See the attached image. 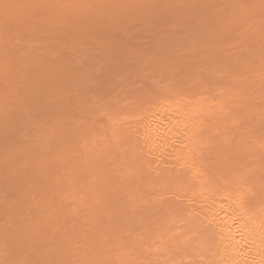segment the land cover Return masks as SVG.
Listing matches in <instances>:
<instances>
[{
	"label": "bare ground",
	"instance_id": "obj_1",
	"mask_svg": "<svg viewBox=\"0 0 264 264\" xmlns=\"http://www.w3.org/2000/svg\"><path fill=\"white\" fill-rule=\"evenodd\" d=\"M17 1L18 0H0V4H1L0 13H3L4 11H6V13L8 14L11 13L10 11L14 12L15 10L14 6L15 7L18 6L19 8L25 2V1L19 2L20 0L18 2ZM159 1L162 2V5L163 3L165 5L170 2L168 4V6L170 7L172 3L174 5L175 0L174 1L123 0L122 4L118 3L119 0H26L25 5L28 2V4L26 5L27 8L25 7L24 9L22 7L24 9L23 11L20 7L19 11L21 9L22 10L21 13L23 12V14H25L26 12L25 10L28 9L30 10V11L28 10L29 12H26V15L22 14L25 17L29 13L31 14V15L29 14L30 17L29 16L26 17L28 20L25 18L28 23L29 21L33 22V19L35 18V15L33 16V14H36L37 11L42 7H50V9H56V10H66L68 17H70V19L74 21L83 16L84 18H86L85 17L86 15L89 16L90 18L91 17L99 18L102 15H105L106 12H108L110 9H113L114 7L116 9H123L122 8L124 6L123 4L126 3L129 6L130 5L132 6L134 4H144V5L156 4V3L159 4L160 3ZM182 1L180 0L181 5L183 6L184 4L186 5V3L189 4L188 3L189 1H190L189 6L192 3L194 5L195 2V1L193 2L192 0H188V1L184 0V2ZM197 1L199 2L200 0ZM246 1L243 2L244 4L243 3L240 4L242 7H240V5H238L236 2H235L236 4L234 3L235 6L238 5L239 7L233 6V8L235 7L236 10L234 13H232L233 16L230 14L231 20H229L228 18L230 22L232 21V23L230 24L232 28L231 26H229L228 30L231 29L233 33L235 29L241 27L242 21L240 20L243 16H246V18L244 17V19L247 20L248 18L250 19L251 17H253L251 16L253 14L255 15L254 20H256L257 19L256 17H258L257 15L259 14L258 21L260 20V18L264 17V0H246ZM256 2L259 3L257 4ZM3 6L4 8H2ZM9 6L11 9L7 10L6 7ZM127 7L128 6H126L125 9ZM164 8H167V5ZM253 8H255L256 11L260 10L263 14L260 11L259 13H257L258 11L256 12ZM6 13L4 12L5 15H7ZM238 15L239 16L241 15L242 17L239 18ZM2 16L3 14L2 15L0 14V18H2ZM31 16L34 18H32ZM233 17L238 18L237 20L240 19L237 23L238 25H236L237 20H235V18L234 20L232 19ZM42 19L43 21H47L45 23L51 25L53 24V26L56 28H58V23H60V21L57 18L51 20H49V18H42ZM259 22L257 23L260 26ZM261 22H262L261 24L264 25V21L262 20ZM227 23H228L227 25H229V22ZM248 24L249 23H246V25L250 27V25ZM223 25H225V22ZM243 25L242 27L244 28ZM225 27L226 25L223 26L222 28L224 29ZM260 27H258L259 29L257 31L258 34L259 31L260 34L262 32V34L259 35L262 36L263 44H264V28H262L264 26H260ZM247 28L245 30H247ZM225 30L223 31L225 32ZM224 32L223 34H225ZM259 35L257 37V41L258 38H260ZM0 40L2 41L4 39L2 38ZM261 40H259V42L262 43ZM1 41H0V45L2 46L3 41L2 42ZM238 48H240V46ZM2 49L0 52H2ZM26 54L27 52L23 53L21 58L31 57V56H26ZM223 55H221V57ZM33 56L34 55H32V57ZM0 57H2V55H0ZM7 61L9 62V60ZM177 61L178 63L180 62L179 60ZM8 62H6V58L3 60L2 58H0V131L4 128L7 129L9 127L8 126L9 121L15 120L13 122L16 123L17 122L16 120L19 119L21 122L23 118L28 120L29 115H33L32 114L33 112L32 113H30L31 111L29 112L28 110L29 107L27 108V104L29 102V101L27 102V98H28L27 96L29 92L22 90L23 92L19 91L16 94H9L7 92L8 89H6L8 87L7 83L2 82L3 81L2 69L4 70L2 65L4 63L8 65L9 64ZM174 63L175 62H172L171 64ZM178 63H175V65L177 64L179 67ZM223 63L225 64V62ZM236 63L238 62L236 61ZM221 65L222 62L220 64V67ZM220 67L217 66L216 68H220ZM247 68L248 69L246 73L249 72V70H252V68L251 69L249 67ZM180 69L183 70L182 67H180ZM185 69L187 68L184 67V70ZM191 69L189 70L191 71ZM254 69L255 68H253V70ZM261 69H263L262 71H264L263 67ZM181 70L180 72H177L178 76H180L181 73L183 74V72L187 76V72L189 71L185 73L184 70L183 72ZM259 71H256L255 74ZM226 72L228 73V71ZM215 73L219 74V72H215ZM246 73H244V75ZM28 74L26 72V75L29 78ZM222 74H220L219 76L222 75L225 77L224 73ZM257 74L255 76L251 75L254 79L250 76L251 77L250 79H253L250 81V84L248 81L249 76L247 77V79L244 78L246 80L244 82H246V84L250 86L245 85L244 83L245 86H243L241 89H240V85L242 86L241 84L242 82L238 84L239 80L241 79L237 78L238 79L237 81L235 78L236 80L235 81L233 77V80L236 83L233 82V80H230V82L232 81V83H234L235 85L238 84L239 88L237 87L238 85L237 86L234 85V88L235 87L237 88L235 89L233 88L234 90H229L226 94L225 92L227 91V89H229L228 85L230 83V82L228 83L227 81L229 80V76H227L228 79H226V82L228 83V85L225 88L223 87L226 90L222 91L221 93L222 95L223 93H225L226 95L219 97L220 95L219 93V95L217 94L216 97L212 98V100H214L213 103L217 104V107L220 110V114L222 118V120L220 121L215 120L211 123H205V119L207 116L203 113L201 109V103L204 100L201 99L203 101L200 100V102H196L195 100H193V98L196 97L194 94L196 93L195 92L196 85H195V88L193 90L191 89L194 94V97H192L191 92H190L191 97L188 96L183 97L184 94L186 93H184L182 96V93L180 94V92L179 94L177 92H176L177 94L176 93L173 94L172 92L171 94L169 92L167 93L162 92L161 94L155 97L154 96L151 97V100H148L149 106L145 108L143 111L141 110L142 112L141 111L140 113L138 112L139 114L137 113L136 116H132V118L130 117L131 119L120 118L119 120H117V122H115V127H113L114 129L108 135L104 134L101 137L102 135L101 134L97 136L101 138L100 140L101 144H99L101 148H99L98 151H94L97 150L98 144L93 149L91 148L93 147L92 144H90V142L87 140L90 136H92L91 135L92 133H90V135L89 134L85 135V138L88 137L86 139L88 145L85 148L87 151H85V149L81 150L80 149L81 147L80 148L78 147L79 149H77V147L75 146L72 147L71 149L70 146H73V144L65 145L66 149L64 148V146L61 147V152L65 149L64 152L61 154L62 155L61 159H63V161L65 162L67 161L66 163H68L69 161L70 164L68 163V165H65L66 163L64 162L60 163L62 160L59 162L61 169L62 166H64V169H66V167L67 169L69 168L68 170L66 169L67 171L64 169L61 170V173L63 174L64 172V175L57 173V170L60 171V168L57 169V167H55L56 170H54L56 171V173H54L53 171L52 173H50L51 172L50 170L48 172V175L45 174L47 178L48 176L52 175L51 178L52 179L54 178V180L57 178L55 177L54 174H58L57 176L59 177L61 176V178H58L55 181V185L53 184L54 187L52 188L54 190L53 189L51 190V188L49 187V185L52 186V184L50 183L51 181L49 182V185L44 186L41 183L42 180L39 181L38 177H37L38 182L36 181V179H34L37 176V173L39 171L38 170L37 173L35 172V176H33L34 174L32 175L34 182L36 181L37 185L39 184L38 185L39 188L36 185L37 188L35 189L37 191V195L35 199H33L32 197L29 198L28 196L29 193H27V191L29 192L31 185L28 184L27 187L26 184L28 181H26L25 179L26 181L25 182L24 179H21V181L22 180L24 181L22 183L26 185V188L27 189L29 188L28 190L25 189V185L21 183L20 186L23 185L24 189L26 190L24 191L23 189V192L25 194H28L27 197L29 199L34 200V203L31 202L26 197V195L23 194V196L27 198L25 200L24 207H26L27 205L28 210L24 208L23 209L30 213L29 215V213L26 212L27 215L31 217V219L33 214L35 215L33 216L34 219H32V221L30 219L26 220L25 218L26 220V221L24 220L25 224L27 222L29 223V221L31 222V224L30 223H29L30 225L26 224L25 226L26 228L22 226V229H26V234H24V232L22 235L21 233L18 234L23 237L21 238V236H19L20 239H22L21 242H23L24 240L27 243L31 239L30 245H32L31 247H33L32 238H31L32 235L36 239L41 240V243L39 244L40 246L43 244L42 242L43 239L44 240H46L47 238L51 239L50 241H53L52 244L51 242L48 243L47 241L49 240L47 239V241L44 242L46 246H44L43 244L44 247L43 246L41 247L44 248V250L45 249L47 250V248L49 250L50 247L53 246L55 247V245L59 246L57 248H53L55 249V250L52 249L53 252L49 251L46 257L49 256V254L52 255V253L56 254L57 256L60 254L61 255L64 254L63 257L61 255L58 256L59 259L60 257H62L61 258L62 264L67 259H69L70 262H74V264H82L81 263L82 255L78 251L79 248L84 247L85 245L88 247H94L93 245H95V243L98 246L101 245L104 246L106 244L108 245L109 243L112 245L130 244L133 246L136 245L138 246L140 244H151V245H160V246H183L185 249L186 247L189 250L192 249L190 253L192 255H196L193 256L195 257L194 260L202 257L203 260L205 261L204 262L205 264H264V72H262L261 75L260 74L257 75ZM23 75L24 74L20 76L22 79L25 78L26 76ZM237 75L238 74H236V77ZM178 76L176 77L179 81L180 77L178 78ZM181 77H183V75H181ZM193 77L194 76L191 77L192 79L190 78L191 80L194 81L193 83H191L192 81L190 82V80H188L190 83L189 86L191 87L197 81V80L195 81ZM177 79L174 78V80ZM226 82L223 81L224 84H226ZM201 83L203 84L202 81H200V84ZM217 86L218 83L216 87ZM230 86L231 85H229V87ZM252 86L256 87L257 90H254L256 88ZM210 87L212 86L210 85ZM232 87L233 85L230 88L232 89ZM200 88L197 89L200 90ZM205 89H206V85L203 90ZM211 90L213 89L211 88ZM221 90H219V92ZM202 92L201 91L197 92L196 95L199 96L201 95ZM210 92L213 93L212 91L209 90L208 92L209 94L206 93V95H210ZM30 95L32 94L30 93ZM203 95L199 96V98L202 97ZM208 98L209 97H207V99ZM244 102H247L248 104L252 105V107L246 111L245 116L241 118L232 114L230 110L231 106L236 103H244ZM5 116L6 119H4ZM111 120L114 121V119ZM111 120L109 119L110 122ZM30 123L35 124L36 121L31 122L30 120ZM30 123L26 124L25 122L24 124H26L27 126ZM4 124H6L8 127L4 126ZM211 124L213 125V130H219L218 137L213 142L206 135L207 130L209 129V126ZM1 125H3L4 127H1ZM33 127H31L30 125L27 128H33ZM16 130L17 128L15 129V131ZM19 130L20 129L17 130V133ZM19 133L21 134V132ZM19 133L17 136L20 137L16 136L18 140L24 135L25 133L24 129L22 132L23 135H19ZM70 133L72 132L70 131ZM3 139L7 140L6 138ZM46 139L47 141L45 139L44 140L47 142L46 145L48 146L50 142H48L49 139L47 137ZM12 141L13 140H10V142ZM249 141L252 142L253 147L249 146ZM74 142L75 141H73V143ZM4 143L5 141L3 143H1L0 141L1 144L0 149L3 148V150L7 151L10 147H8L7 149V146L3 145ZM233 143L237 145L245 144L244 145L245 150L247 151L249 150V153L245 157L240 158L239 155L238 156L236 155L237 156L236 162H233L231 158H227L228 151L233 149L232 146ZM6 144L7 145L10 144L9 140ZM66 144H68V142H66ZM89 144L91 147L89 146ZM16 145H19V143ZM66 146L67 147L69 146V148H67ZM49 148L50 145L48 146L47 149ZM62 148L64 149L62 150ZM19 149L14 151H18ZM68 149L69 151H66ZM21 151L23 152V150ZM49 151L50 152L48 153H52V154L54 152L53 150H52L53 152L51 151V148L49 149ZM70 151L71 154L73 153L74 155L73 159L69 157L72 156L70 154ZM18 152L20 153V151ZM59 152L57 153L60 154L61 152L60 153ZM4 153H2V155ZM48 153L46 154V156L49 155ZM20 156L22 155L20 154ZM8 159L9 158L7 157V160ZM50 159H47V161L48 160L50 161ZM238 160H240V162H238ZM87 162H89V165L87 164V166L85 167ZM16 164L14 165L16 166ZM27 164L29 165V163ZM238 164H241L240 171H236V167ZM43 166L41 165V167ZM18 167L19 164L14 169ZM47 168L49 170L50 167ZM44 169L43 171H45ZM6 170L9 171V169ZM15 171L18 170L16 169ZM15 171L13 172L12 176H15L16 173L18 175V172ZM10 172H8V175ZM78 172H80V174H78ZM86 172L88 175L87 177H86ZM22 174L23 172L22 173L20 172L19 177ZM6 175H7V171H6ZM12 176L10 175L6 177L8 178ZM24 176L27 177L26 175ZM24 176H22V178H25ZM84 177L87 179H85ZM90 177L91 179H88ZM17 178L18 177H16V179ZM51 178L49 177L48 179L51 180ZM16 179L14 180V182L16 181ZM6 180L8 181V179ZM19 182L20 180L18 181V184ZM4 183H6V185H9L11 182L10 183L4 182ZM15 183H17V181ZM14 184L11 183L10 185L12 186ZM10 185L8 187L11 188ZM17 185L15 184L17 188L16 187L13 188L16 189L22 188L20 186L18 187ZM4 186L5 185L3 184L2 189L4 188ZM34 188L35 187L32 184V190L30 189L31 190L30 196L35 195L36 191L33 190ZM2 189L0 188L1 192L3 193ZM4 189H7L6 186ZM7 190L10 192L13 191L12 189H7ZM7 190H5L3 194L0 192L1 193L0 195H2L3 198L4 195L6 198L8 197V194L10 192H8ZM18 190L21 191V189ZM20 191L17 190L15 191L14 189L13 193H10L12 195V199L13 196H15L14 199H17L15 201L16 203L19 204L22 203L21 202L22 199H20L22 193H20ZM16 193L20 195L19 196L20 198L17 196ZM11 195L9 196L10 198ZM9 197L7 198V200L10 199ZM19 200L21 201L17 202ZM13 201L12 203L7 202V204L9 203L8 206L10 205V203L16 204L15 202L13 203ZM2 202H5V199L4 201L0 202V205L3 204ZM17 209H21V208L18 207ZM23 209H21V212L24 211ZM3 210L0 211H2L3 213ZM7 210L8 208H6V211ZM11 210H12L11 213H14L13 209ZM16 210L14 209V211ZM34 210H36L37 215L35 214ZM16 215L20 217L18 211ZM112 215L114 216V218L112 217ZM115 216L117 217L119 216V222L117 220L118 218L115 219ZM120 216H122V219L120 218ZM10 218L11 220L14 219L13 217ZM103 219H105V222L101 221ZM112 220L114 221L116 220V221L114 222ZM16 221L17 220H15L13 223H16ZM19 221H22V219L21 220L18 219L17 222ZM106 222L109 224L108 226L107 224L104 226V223ZM13 225L15 226L17 224H12V226ZM14 226H13V230L14 228L17 229L19 228L18 229L19 231L21 228V226L19 227L18 225L16 227ZM20 231H25V230H20ZM15 233L17 234V232ZM45 233H46V237H45ZM63 234L64 236H66V238H63L61 236ZM18 235H16L17 236L16 241H18L19 239ZM58 235H60L61 237H58ZM13 237L14 235L10 237L8 240H10ZM14 238L13 240L14 242H16ZM56 238L58 239V241L56 240ZM68 238L70 240H68ZM13 240H10V243L12 245L14 244V242L13 243L11 242ZM39 240H36L37 242L36 241L33 242L37 244L40 242ZM63 242H65V244ZM20 243L19 242L17 243L19 248H17L16 250L18 249L20 250L21 246L23 245L28 249H30L31 252L30 253L27 250V248L22 246L23 249L26 250L25 255L27 251L29 255L30 254L36 255V253L38 252L41 255L40 259H42L43 261V259L45 258L44 256L45 253H42L43 251L39 245L35 244V246H38L36 247L37 249L35 248L37 251L36 252L34 251L35 246L32 249L30 245L29 246L25 245L26 244L25 242H23L21 246L19 245ZM60 243L62 244V246L64 245L65 246L62 247ZM49 244L50 247L47 246ZM12 247L14 248V246ZM39 248L41 249L40 250L41 252L38 250ZM11 250L12 249L8 250L9 251L8 253L6 251V253L9 255ZM16 250L14 251L13 249L14 252H16ZM19 250L18 252H20ZM92 250L93 249H90V251ZM33 251L35 253H33ZM54 251L59 252V254H57ZM94 251H97V249ZM94 251H92L93 253L91 252V255L94 254ZM18 252L16 254L13 253L10 255L17 256V254H19ZM51 255L49 256L51 257L50 259H52ZM56 255L55 258H58L56 257ZM11 256H9V258ZM14 256L11 258L14 259ZM36 256L38 259V255ZM65 256L67 257V259ZM49 257L45 258V260H47ZM18 259L14 260V264H16L15 263L16 261L19 262L21 260ZM57 260H55L54 262L59 264L60 260L59 261ZM23 261L24 263L26 262L28 264V260L26 258L23 259L22 262ZM52 261H48V262L46 261V263L48 264L50 262L51 264L52 263L54 264V262ZM34 262L30 264H34ZM66 262L64 264H68ZM41 264H45V263L42 262Z\"/></svg>",
	"mask_w": 264,
	"mask_h": 264
},
{
	"label": "rangeland",
	"instance_id": "obj_2",
	"mask_svg": "<svg viewBox=\"0 0 264 264\" xmlns=\"http://www.w3.org/2000/svg\"><path fill=\"white\" fill-rule=\"evenodd\" d=\"M175 1H174V5L171 2L173 7L172 5L170 7L168 6L170 2L165 5L163 3L164 5L163 6L161 1H159L160 3L158 2L159 4L157 3L147 4V5L134 4L132 6L131 5L129 6L126 3L123 4L125 7L128 6L126 9L124 6L122 7L123 9H116L114 7L113 9H110L108 12H106L105 15H102L99 18L96 17L90 18L89 16L86 15L85 16L86 18H84L83 16L74 21H72L70 17H68L66 10H56V9H50V7H42L37 11L36 14H33V16L35 15V18L31 16L32 18H34L33 22L29 21L28 23L27 22L28 19L26 17L27 16L30 17L31 14L29 13L30 14L29 15L27 13L28 15L26 17L23 15H26V12H29L30 10L29 9H28L29 11L25 10L26 11L25 14H23V12L21 13L22 10L24 11L25 7L27 8L26 5L28 4V2L25 5L26 0L19 1V2H24V4L20 6L22 9V10L20 9V11H19L20 7L18 8V6L16 7L14 6V9L16 10L17 8L18 11L17 10L16 11L14 10V12L10 11L11 13L9 14L6 13V11H4L7 15L4 14L3 10H2L3 13H0L1 15L3 14L2 18H0V39L2 38L4 39L2 40L3 45L2 46L0 45V51L2 48H4L2 49V52H0V55H2V57L0 58H2V60L6 58V62H8L7 60H9L8 65L6 63H4L6 65L4 64L2 65L4 68V70L2 69V80H3L2 82L7 83L8 87L6 89H8L7 92L9 94H16L22 90L29 92L27 96L28 97L27 102L29 101L27 104V108L29 107L28 110L29 112L31 111L30 113L33 112L32 113L33 115H29V118L31 119L27 117L28 120H26L25 118H23V120L26 122V124L30 123V120L31 122L36 121L35 124L33 123L34 125L30 123L29 125L26 126V124H24L25 122L21 118H20L22 120L21 122L23 123H21L19 119L16 120L17 121L16 123L13 122L15 120L9 121V123L7 120L9 127L6 125L7 124L6 123L4 124V126H7L8 128L7 129L4 128L5 130L2 129L1 130L2 132L4 130L3 133L0 131L1 143L5 141L3 145H6L7 149L8 147L11 148V150L9 148L7 151L3 150V148L0 149L1 155L5 151V153L3 154L4 156L0 155V188L2 189V186L4 184L7 189H12L13 191L14 189L15 191L16 190L20 191L18 189H21L22 191V192L20 191V193H22L21 198L19 197L20 195H18L19 192L16 193L17 196L20 199H22V201L21 200L17 201V202L21 201L22 203L20 204L16 203L15 200L17 199H14L15 196H13L14 199L13 201L12 195L10 194L13 193V191L10 192L7 189H4L5 186L2 189L3 193L5 192V190H7L8 192H10L8 194V197L11 195V198L9 197L10 199L7 200L8 197L6 198L4 195L3 198L2 195H0V202L4 201L5 199V202H2L3 204L0 205V207L3 206L2 208H0V210L3 209L5 210V211L3 210V213L2 211H0V213L2 214V216L0 214V242H1L0 264H14V260L18 259V257H19L18 260L21 259L20 260L21 262L19 261L20 262L19 263L18 261H16L15 262L16 264L18 263L25 264L26 262L25 263L24 261L22 262V260L25 258L28 260V264L33 263L34 261H35L34 264L36 263L41 264L42 262L47 264L46 261L48 262L53 260L52 262H54L55 260L59 259L58 256H60L61 254L57 256L56 254L52 253V255L49 254V256L50 255L52 256V259H50L51 257L47 256L49 258L45 260V258H47L46 255H48L47 253H49V251L53 252V250H55L53 248H57L59 246H56L55 243L53 244L55 245V247L54 246L50 247L49 244L47 245L50 247L49 250L48 248H47L48 251L46 249L44 250V248L41 247L43 246V244L44 246H46L44 242L47 241L48 239L49 241L47 242L48 243L51 242L52 244L53 241H50L51 239L49 238H47L46 240L43 239L42 240L43 244L40 246L39 244L41 243V240L36 239L35 237H33V235L31 236L33 247L36 244L33 241L39 240L40 242L37 243L36 245H39L41 247L43 251L42 253H45L44 255L45 258L43 259V261L42 259H40L41 255L36 251L37 249L36 247L38 246L34 247V251L37 252L36 255H38V259L36 255H32V254L29 255L28 251L30 252V249L22 245L28 250L25 255L26 250L23 249L21 244L23 242L26 243V241L23 240V242H21L22 239H20L19 236H21L23 232L24 234H26V229H22V226L25 227L26 224L29 223L31 224L30 221L29 223L27 222L25 224V221L28 219L32 221V219H34L33 216H35L33 214L31 219V217L29 216L30 213L24 210V209L28 210L27 205L26 207H24L25 200L28 198L27 197L28 194H25L23 192L24 189L23 185L25 184H23L22 182H24L26 179V181H28L26 184L27 187L28 184L31 185L30 189L32 190V184H33V186L35 187L33 190H35L37 187L39 188L38 186L39 184L37 185L38 180L39 181L42 180L43 182L41 181V183L44 186L49 185V182L51 181L50 183L52 184V186L49 185V187L52 190L53 189L52 187H54L55 185V181L58 178H61V176L59 177L57 175L58 174L64 175V172L63 174L61 173V170L64 169V166H62L61 169L59 162L61 160L62 161L60 163L67 162L61 159L62 157L61 154L66 149L65 145L73 144V146H70L71 149L74 146L77 147V149H79L80 147L81 150L85 149L88 145L86 141L88 137L85 138V135L88 134L90 135V133H92L91 134L92 136H90L91 138L89 137L90 140L89 138L87 140L90 142V144H92L93 147H91L90 144L89 146L94 149L97 144L98 145L101 144L100 141L101 138L97 136L101 134H102L101 137L104 134L108 135L114 129L113 127H115V122H117V120H119L120 118L129 119L130 117L132 118V116H136L138 112L140 113L141 110L143 111L145 108L149 106L148 100H151V97L153 96L155 97L161 94L162 92H166V93L169 92L170 94L171 92L173 94L176 92L179 94L180 92V94L182 93V96L184 93H186L184 94L183 97L185 96L191 97V95L192 97H194L195 94L196 97H194L193 100H195L196 102H200L201 99L204 100V101L201 100L203 101L201 103V109L203 113L207 116L205 119V123H211L215 120L220 121L222 120L220 110L217 107V104L213 103L214 100H212V98L216 97L217 94L219 95V93H220L219 97L226 95L229 90H234L237 87L239 88L238 84L242 82L241 83L242 86L240 85V89H241L243 86L248 85L246 84V82H244L246 81L245 79H247L248 76H249L248 81L250 84V81L254 79L252 76H255L257 73H258L257 75L259 74L261 75V73L264 72L262 71L263 69H261L262 67L264 68V44H263V38L262 36H260L262 32L260 34L259 31L260 34L259 35L257 31L259 29L258 27L264 26L261 24L262 23L261 21L262 20L264 21V17H262L263 15L261 16L262 18H260L261 21L259 20L260 22L258 21L259 14L257 15L258 17H256L257 21L254 20L255 15L253 14L252 15L250 14L251 16H253L250 18L251 20L249 18L245 20L244 17L246 18V16L242 17L241 15L240 16L238 15L239 18L242 17L246 23H249L248 25H250V27L247 26L246 23L241 18V20L239 19L240 21H242L240 28L237 26L238 28L235 29L234 33L231 31V29L228 30L229 26H231L230 24L232 23V21L230 22L229 20H231L230 17L231 15L233 16L232 13H234L236 10L235 7L245 2L246 0H205V1L200 0L199 2L197 0H192L193 2L194 1L196 2V4L194 2V5L192 3L191 4L192 6L191 5L189 6L190 1L188 2L189 4L186 3L188 0L185 2L186 5L184 4V6L181 5L180 0L176 1L177 4ZM182 2H184V0ZM235 2L238 5L235 6L236 4ZM118 3L122 4L123 0H119ZM256 3L258 4L259 2ZM166 5L167 8H164L166 7ZM10 6L6 7L7 10L11 9ZM233 6L235 7L233 8ZM240 7L242 6L240 5ZM2 8H4V6ZM253 9L255 10V8ZM0 11H1V7H0ZM259 11L257 13H259ZM42 18H49V20L57 18L60 21V23H58V28L54 27L53 24L51 25L45 23L47 21H43ZM234 18L235 20L238 19L236 17H233L232 19L234 20ZM239 20L236 21V25H238L237 23ZM248 20H250L251 22ZM224 22L226 27L227 26L228 27L227 28L225 27L223 29L222 27L225 26L223 25ZM227 22H229V25H227L228 24ZM257 22L260 23V26ZM242 25L244 26V28L242 27ZM246 28L247 30H245ZM225 29L227 30V32ZM223 30H225V32ZM228 31L232 33H229ZM223 32L225 34H223ZM257 34L260 36L262 40L258 38L257 41V37H258ZM259 40H261L262 43L259 42ZM239 46L240 48H238ZM25 52H27L26 56H31V57L21 58L22 54ZM32 55L34 56L32 57ZM221 55L223 56L221 57ZM231 55H233L234 58ZM232 58L234 60L236 58L237 59L234 61ZM177 60H179L180 62L178 63ZM236 61L238 63H236ZM172 62L178 63L179 67L177 64L175 65V63L171 64ZM221 62L222 65L224 64L223 62H225L226 65L225 64H224L225 66L223 65L225 68L222 65L220 67ZM215 66L216 67L218 66L221 69L216 68ZM7 67H10L12 69ZM177 67L179 68V70ZM180 67H182L183 70L184 67L188 69V70L185 69L184 71L185 73L187 71L190 72V74L189 72H187V76L189 77H187L184 74L183 70H181ZM243 67L246 69H244ZM247 67H249L250 69L252 68V70H249V72L246 73L248 69ZM240 68L243 69L241 70ZM253 68L255 69L253 70ZM189 69H191L192 72ZM180 70L183 72V74L181 73L183 77H181V75L178 76L177 72H180ZM226 71L230 73L228 74ZM256 71L259 72L255 74ZM26 72L27 74L29 73L28 74L29 78L27 77ZM215 72H219V74ZM222 73H224L225 77L222 76L223 75ZM232 73L235 75H233ZM244 73L246 74L244 75ZM22 74L26 75L25 78L27 77L29 80L27 78L22 79L20 77L22 76ZM175 74L176 76H178V78L180 77L179 81L175 76ZM220 74H222L221 75L222 77L219 76ZM236 74H238L237 77ZM192 76H194L193 79L195 81L197 80L196 83L192 85L193 88L189 86L190 83L188 81V80H190V82L192 81L191 83L194 82L193 80H191ZM227 76H229V80H227L228 83L230 82V80H233V77L234 80L235 78L237 81L239 78L241 80H239L238 84L236 85L231 81L230 83L232 84L229 83V85L231 86L233 85L231 89L230 88L231 86L229 87L228 83L226 82V79H228ZM250 76L253 79H250L251 78ZM174 78L177 80H174ZM185 80L188 82H186ZM199 80L202 81L203 84L202 83L200 84ZM234 80L233 82L236 81ZM223 81L226 82V84H224ZM216 82L218 83L219 86V87L217 86L218 89L216 87L217 85ZM205 85H206V89L203 90L205 88ZM210 85L212 87H210ZM227 85L229 89H227V91L225 92L226 94L223 93L222 95L221 93L222 91L226 90L224 88ZM234 85L235 86L238 85V86L234 88ZM194 88L196 89L195 90L196 93L203 91L201 95L203 94L204 95L199 98V96H201L199 95L200 93L198 94L199 96H197L196 93L193 94L192 90ZM197 88L198 89L200 88V90H198ZM211 88L214 91L211 90ZM209 90L212 91L213 93L210 92V95H206V93H208ZM219 90L221 91L219 92ZM254 90H257V88ZM30 93L32 95H30ZM207 97L209 98L207 99ZM251 107L252 105L248 104L247 102L236 103L231 106L230 110L232 114L242 118L245 116L246 111ZM4 119H6V116L4 117ZM109 119L110 120L114 119V121L111 120L110 122ZM30 125L31 127L33 126L34 127L27 128ZM4 126L1 125V127ZM17 126L20 128H18ZM16 128L17 130L20 129L18 133L21 132V134L19 133V135H23L22 134L23 129L25 132L24 135L21 138H19V140L17 137L20 136H17L18 133L17 130L15 131ZM70 131L72 133H70ZM218 133L219 130H213V125L211 124L209 126V129L207 130L206 135L213 142L218 137ZM46 137L49 139L48 142H50L49 145L51 151L52 150L54 151V152L52 151L53 154L48 153L50 152L49 151L50 148L47 149L49 145L48 146L46 145L47 144ZM3 138H6L7 140H4ZM15 138L17 139V141ZM14 139L15 142L17 143L14 142ZM8 140L10 143L8 144L9 146L6 144ZM10 140L13 141L10 142ZM73 141L75 142L73 143ZM66 142H68V144H66ZM18 143L19 145H16ZM44 143L46 146L44 145ZM98 145H97V150L94 151H98L99 148H101L100 145L99 146ZM244 145L245 144L237 145L233 143L232 144L233 149L228 151L227 158H231L233 162H236L238 155L240 158L245 157L249 153V150L248 151L245 150ZM63 146L65 149L62 148V150L63 149L64 150L61 152V147ZM249 146L253 147L252 142L250 141H249ZM67 148H69V146ZM17 149H19L18 151H20V153L18 151H14ZM21 150H23V152ZM66 151H69V149ZM85 151L87 150L85 149ZM46 152L49 154L48 156H46L47 154ZM57 152H59L60 154H58ZM16 153L18 154L19 157L17 156ZM20 154L22 156H20ZM71 155L72 156L69 157L73 159L74 157L73 153ZM7 157L9 158L8 160ZM56 158L59 160H57ZM47 159H50V161L49 160L47 161ZM238 162H240V160H238ZM27 163H29V165H31L32 167L29 166ZM68 163H66L65 165H68ZM14 164H16V166ZM18 164L19 167L16 168L18 171H15L16 169L14 168L17 167ZM87 164L89 165V162L86 163L85 167L87 166ZM23 165L26 167H24ZM41 165L44 166L41 167ZM47 167H50L49 170ZM55 167H57V169L60 168V171L57 170L58 174H54L56 173V171H54L56 170ZM240 167L241 164H238L236 167V171H240L241 170ZM46 168L48 171L46 170ZM6 169H9V171ZM10 169L12 170L14 169V170L12 171ZM43 169L46 171V173L45 171H43ZM50 170H51L50 173H52L53 171L54 172L53 174L55 175V177H57L55 180L54 178L53 179L51 178L52 175L48 176V178L50 177L51 180L46 177L45 174L48 175V172ZM6 171H7V175H6ZM14 171L18 172V175L16 173L15 176H12ZM8 172H10L9 175ZM20 172L21 173L23 172V174L19 177ZM35 172L37 173V176L34 179H36L37 182L36 181L34 182V179L32 178L33 176H35ZM78 174H80V172H78ZM5 175L6 176L11 175L12 177L7 178ZM24 175H26L27 177H25ZM22 176H24L25 178H22ZM87 176L88 175L86 172V177ZM16 177H18L20 180L19 184H18L19 180L18 178L16 179ZM3 178L8 179V181ZM15 179L17 183H15L16 181L14 182ZM21 179H24V181L23 180L21 181ZM88 179H91V177ZM3 181L7 183L11 182L12 184L15 183L16 185L18 184L17 185L18 187L20 186L21 183L23 185L20 186L22 188L16 189L17 187L15 186V184L11 186L10 183L9 184L11 186L10 188L8 187L9 185H6V183H4ZM26 185H25V189H27ZM25 189L24 191H26ZM30 189L29 192L27 191V193H29L28 196L29 198L32 197L33 199H35L37 195V191L35 190L36 193L34 191L35 195L30 196L31 193ZM23 194H25L27 198L23 196ZM33 199H29V200L34 203ZM12 201L13 203L15 202L16 204H11ZM7 202H11L9 206H8L9 203L7 204ZM14 206L17 208L20 207L21 209L24 208L23 209L24 211L21 212V209H17ZM5 207L8 208L7 211ZM11 209H13L14 213H11L12 211ZM14 209L17 210L14 211ZM36 210H34L35 214H36ZM17 211L20 217L23 216L21 217L22 221L17 222L18 219L21 220L20 217L16 215ZM23 212L25 213L27 212L29 213V215ZM12 215H14L15 217ZM16 216L18 219L16 218ZM10 217H13L14 219L13 218L12 219L14 221L17 220L16 223H13L14 221L11 220ZM112 217L114 218L113 215ZM120 218L122 219V216H120ZM115 219H117L119 222V216L118 217L115 216ZM103 220L101 221L105 222V219ZM11 223L17 224L18 226L21 223L20 230H25V231L19 230L20 231L19 232L18 231L19 228L18 229L14 228L13 230L14 225L12 226ZM106 224L107 226L109 225L106 222L104 223V226ZM17 225H15L14 227H16ZM15 232H17V234ZM20 233L21 235H18ZM13 235L15 237V238L13 237L15 241L17 239L16 235H18L19 238L18 241L16 242H14L13 238L10 239L13 240L11 242L12 243L14 242L15 245L14 244L12 245L10 243V240H8ZM61 236L63 238H66L64 234ZM61 236L58 235V237ZM45 237H46V233H45ZM21 238L23 237L21 236ZM56 240L58 241L57 238ZM68 240L70 239L68 238ZM29 241L26 244L25 243L24 244L29 246L31 244V241L30 242ZM18 242L19 243L21 242L19 244L21 248L20 250L18 249L20 252L16 250L17 248H19L17 244ZM63 243L65 244V242ZM11 245L14 246V248ZM95 245H93L94 247H88L85 245L84 247L79 248L78 251L82 255L81 256L82 264H205L204 263L205 261L203 260L202 257L194 260L195 257L193 256L196 255H192L190 253L192 249L189 250L187 247L185 249L183 246H160V245H151V244H140L138 246L137 245L133 246L130 244L112 245L110 243L104 246L103 245L98 246L96 243ZM31 246L32 245H30V247ZM33 247L31 248L33 249ZM10 249H12L11 250L12 253L10 251V254L13 253L16 254L17 252L19 253L17 254V256L13 255L14 259L11 258L13 256L7 254L9 252L8 250ZM13 249L14 251L16 250V252H14ZM41 249L39 248L38 250L40 251ZM90 249H93L92 251L97 249V251H94L95 255L94 254L91 255L92 251H90ZM34 251L33 253H35ZM56 253L59 254V252ZM21 254L23 255V257ZM55 255L58 258H55ZM63 255L61 256L63 257ZM9 256L11 257L9 258ZM62 257H60L59 259L61 264H62L61 261ZM67 260H66L67 262L65 261L66 263L74 264V262H70L69 259ZM55 263L56 262H54V264ZM48 264L51 263L49 262Z\"/></svg>",
	"mask_w": 264,
	"mask_h": 264
}]
</instances>
